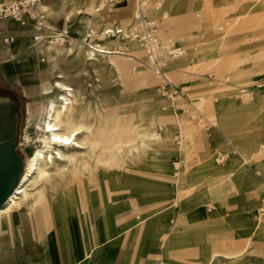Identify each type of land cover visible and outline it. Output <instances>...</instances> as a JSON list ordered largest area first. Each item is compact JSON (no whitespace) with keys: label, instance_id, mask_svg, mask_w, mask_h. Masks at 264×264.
<instances>
[{"label":"rangeland","instance_id":"rangeland-1","mask_svg":"<svg viewBox=\"0 0 264 264\" xmlns=\"http://www.w3.org/2000/svg\"><path fill=\"white\" fill-rule=\"evenodd\" d=\"M52 1L56 12L45 13L40 18L46 22V27H36V19L40 15L35 17L34 21L24 23L10 18L13 23L27 26L28 31L33 29L34 35H42L41 40L31 36V41L25 44L27 51L24 45L17 49V52L21 49L28 58H32V64L37 70V78L28 80L25 94L19 97L17 146L23 151L20 153L23 162L39 144L36 139L41 134L38 125L44 116V103L54 94H46L43 89L56 72V67L49 63L44 54L45 43L60 46L62 51L68 44H71L73 49L77 44L80 45V55L75 59L78 75L75 80H71V84L85 91L93 108L109 115L106 119V129L96 135L107 147L106 151L99 153L106 157L112 155L114 160H118L124 153H118L114 145L110 147V136L114 131L107 132V129L114 127L116 123L131 126L144 122L147 127L159 123V131L165 136L161 142L171 144L173 149L165 157L154 158L144 154L137 162L123 161L120 167H109L90 157L92 167L75 173L74 177L67 173L62 180V187H57L54 195H51L49 189L46 190L48 199L45 203L53 208L59 204V209L65 213L79 216L84 209L96 203L99 211L101 210L99 228L107 236L114 228L119 230L132 221L127 210V198L135 190L133 178L142 175L133 169V165L140 169L147 167L159 170V164L168 162L164 168L173 171V162H177L178 169L181 170L178 180L181 189L178 195L170 186V180L160 175L155 178L158 206L165 203L171 205L159 215H164L163 221L166 225L173 224L172 228L169 227L173 230L163 241L158 226L152 232L151 229L141 231L134 227L126 234L131 235L128 237L129 242L134 243L135 249H140L141 254L136 253L138 264H200L208 259L212 245L218 237L228 239L229 236L233 237L228 240L243 241L247 238L248 249L238 259L223 260V264H264V215L253 219V213H256L255 205L264 192V187L244 188L237 178L231 181L222 179L212 169H220L230 159L237 158V162L245 167L253 180L259 182L260 178L264 181V171L256 173L259 166L257 158L246 163L237 153L232 152V149H236L249 155L258 151L261 144L264 145V105L256 106L258 98L264 99V91L256 85L264 73V68L258 70L251 80L241 72L251 65L256 53L264 52V16L258 15L247 23L240 36L231 38L227 30L238 25L241 18L237 23L233 22L239 15L238 10H230L224 14L206 13L197 5L187 4L186 10L180 9V12L188 14L193 20L189 44L183 37L167 36L168 31L174 30L175 24L165 25L162 17L155 16L157 19L154 24L146 26L147 32L152 31L158 35L159 42H162L157 55L158 63L163 73L183 95L175 97L180 109L174 110L170 102L172 99L167 100L166 96L159 92L158 78L152 69L144 64V44H139L140 52H131L133 59L127 54L112 57L115 60H125V71L116 70L107 57L98 56L99 61L96 63L103 66L96 72L92 65L87 63L86 55L84 57L82 54L88 41L102 42L108 36L102 33L105 27L124 28L128 31L129 38L131 36L135 41H140L144 29L140 27V22H136L139 21L134 12L137 0H115L113 3L104 0L98 12L105 13V16L103 19H97L98 21L93 19L94 10L84 9L79 13H71L66 18L68 9L81 5L84 0H64L61 5L59 0ZM92 1L97 4L102 0ZM161 3L164 4L163 0H160ZM83 15L91 18L89 22L82 19ZM58 30L68 33L69 38L67 37V42L63 45L51 43ZM221 37L225 39L221 40ZM166 40H171L179 47L181 54L173 56L168 53V49L163 47V43H167ZM124 43L128 44L126 41ZM229 58L234 59L229 61ZM144 72L148 73V79L140 78ZM103 76L106 78L103 79ZM101 89L104 93H101ZM247 94L254 98L251 101L256 100L251 103L252 108L256 107L245 111L240 105L245 103L244 96ZM198 117L206 119V123L199 124ZM95 149L97 154V148ZM222 153L227 156L219 162ZM259 153L258 157L260 156L259 159L263 162L264 153ZM215 155H218L217 159L214 158ZM156 162L158 164H154ZM79 225L82 232V222H79ZM210 264L220 263L214 259Z\"/></svg>","mask_w":264,"mask_h":264},{"label":"bare ground","instance_id":"bare-ground-1","mask_svg":"<svg viewBox=\"0 0 264 264\" xmlns=\"http://www.w3.org/2000/svg\"><path fill=\"white\" fill-rule=\"evenodd\" d=\"M63 1L64 0H59V5H61ZM107 1L113 3L115 0ZM163 2L164 4L161 3V5L160 0H137L136 11L134 12L138 18H141L143 24L146 25L154 24L155 19H157L155 16L162 17L165 25L174 23V30L168 31L167 36H171V38L183 37L187 44L190 43L189 35L191 34L194 26L193 20H191L190 16L180 12V9L186 10L187 4L197 5L206 13L218 12L220 14H224L230 10H238L239 15L233 19V22L237 23L241 18L238 25L235 27L231 26V28L227 30L228 36L231 38L240 36L241 31L244 30L247 23L254 20L255 17L261 14L264 16V0H163ZM103 3L104 0L97 4H94L92 0H84V3L81 5L71 6L66 12L65 16L67 18L71 13H79L83 9L88 11L94 10V12H92L93 19L98 21L97 19H103L105 16V13L98 12ZM30 10L32 14L37 17L38 15H45V13H55L56 7H53L52 0H37L34 2ZM148 15L154 17H148ZM82 19L85 20V22H89L91 18L87 15H83ZM224 21L226 20H223V22ZM43 22L46 23L45 21ZM136 22H140V27H143L140 20ZM134 26L137 25L134 24ZM134 28L135 27H133V30ZM112 32L121 33L114 35L111 34ZM102 33L106 34V36L108 35L102 42L90 41V43L88 41L87 46L84 48L82 54L84 57L86 55L87 63L91 64L92 69L98 72L103 65L97 64L96 61H99L98 56H104L107 57L108 62L114 66L116 70L125 71L127 66L125 60H115L112 57L124 56L127 54L132 57H129L130 59H133L134 55L132 56L131 52H140L139 44L143 45V43H141V39H139L140 41H135L131 36L129 38L128 31L121 27H115V29L111 27H105ZM121 35H123V37H120ZM111 36L117 37L115 39L110 38ZM154 36H156L155 42L153 44L149 42V46L152 45L150 50L151 54H149L150 52L147 51L148 47L143 45L146 50L147 62L148 60L150 62L154 60V56L158 55L160 45H162V42L160 43L158 40V35L154 34ZM124 37H126L124 41H121V39L123 40ZM64 38L65 37H60V42L54 43L63 45L64 42H67V36L66 39ZM223 38L224 37H221V40H223ZM125 41L128 44H125ZM165 42L167 43H163L165 45L163 46L164 48H173V42H171V40H166ZM43 46L44 54L47 57V60L51 65L56 67L54 78H52L43 89L44 93L46 94H54L48 98L47 103H44V116L42 117L41 124L38 125V128L41 129V134H39L36 139L39 144H37L35 148L29 153L27 160L22 162L23 171L20 173L12 192L7 196L6 200L0 206V219L5 214L21 207L22 205L26 207H32L35 204L46 202L48 199L46 190L49 189L51 195H54L56 188L62 185V180L67 173H70V175L74 177L75 173L82 172L84 169H89L92 167L90 166V157H92L95 161H101L104 165H108L109 167H120L122 166L123 161L126 162L129 160L131 163H133V161L137 162V160L141 159L144 154L150 155L154 158L165 157L170 154L173 149L171 144L161 142L165 136L159 131V126L161 125L159 123L150 127H147L144 122L136 123L131 126H129V124L124 125V123H116L114 127L107 129V132L114 131V134L110 136V147L114 145L118 153H124L118 158V160H114L112 155L106 157L103 153H99L106 151L107 147L101 142L99 138H96V135L106 129V119L109 117V115H105L95 107L93 108L89 102V98L85 94V91L79 86L74 87L72 86L73 84H71V80H75L78 75L75 69V59L80 55V45L77 44V47L73 49L72 45L68 44V46H64L65 49L63 51L60 46H51L48 43H45ZM233 59L234 58H229V61H232ZM146 61L144 64L148 65V67L152 69L153 63L149 64ZM262 68H264V52H259L256 53L251 65L248 68L241 70V72L248 77L247 79L251 80L253 75ZM152 71L159 81V77L155 70L152 69ZM146 76H148V73L144 72V75L140 78L145 79ZM103 77V79L106 78L105 76ZM100 91L101 93H104L103 89ZM171 96L172 95L166 97L167 100H173V97ZM178 96L182 97L183 95L180 92ZM244 99H246L245 103L240 106L243 107L245 111L249 109L252 110L256 106L260 107L264 105V99L258 98L256 102L258 105L252 108L251 103H255L256 100L251 101L250 99L254 98L250 97V94L245 95ZM247 100L248 102H246ZM185 107H187L186 104ZM150 122L152 121L150 120ZM215 129L218 130L217 127H215ZM179 144L181 143H178V150H180ZM125 147L127 148L124 149ZM95 148H97V154ZM263 149L264 145L261 144V146L258 148V151H254L249 155L244 152H239L236 149H232V152L237 153L240 159L244 160L246 163L251 159L257 158V162L259 163L256 171L257 173L261 170L264 171V161H260V156L258 157V155H260V151L264 153ZM221 156H227V154L222 153ZM214 158L217 159L218 155H215ZM237 161V158H232L226 162L222 168L212 169L214 170L215 174H217L219 177H222V179L231 181L232 179L237 178L239 183L244 188L262 189V187H264V181H262L260 178H258L259 182L253 180L251 176H249V172H247L245 167H243ZM173 163H175L173 171L164 168L168 165V162L159 164L161 167L159 170H154L147 167H141L140 169V167L133 165V169L139 171L142 175H137L135 178H133V181H135L133 182L135 185V190L127 198V202L129 203V209L127 210L130 213L132 221L127 226H124L119 230H115V228L113 230L121 233L137 227V230L142 231L143 229H151L152 232V230L158 226L160 228L161 240L163 241L165 239L168 233L173 230L169 229V227L172 228L173 224H169V226L166 225V223L163 221L164 215L160 216L159 214L164 212L171 205L165 203L162 206H158V203L156 202L157 187L155 178L156 175H160L161 177L170 180V186L177 192L178 195L180 192L179 190L181 189L178 184L181 170L180 168L178 169L177 162ZM154 164L158 163L156 162ZM128 167H131V165H128ZM87 178H89V176ZM254 213L253 217L256 215V213ZM147 220L148 222H146ZM232 237L229 236V238ZM228 239H219L218 237L216 243L212 245L213 249L210 251L208 259L200 262V264H210V261H213L214 259H216L218 263L223 264V260H236L247 251V238L243 241L240 239Z\"/></svg>","mask_w":264,"mask_h":264},{"label":"crops","instance_id":"crops-1","mask_svg":"<svg viewBox=\"0 0 264 264\" xmlns=\"http://www.w3.org/2000/svg\"><path fill=\"white\" fill-rule=\"evenodd\" d=\"M26 28L10 18L0 19V157L4 160L17 156L23 161L17 146L19 97L25 94L28 80L37 78L32 58L21 49L17 52L35 34ZM98 208L91 204L79 216L44 202L10 211L0 219V264H138L140 249L129 242V231L103 234Z\"/></svg>","mask_w":264,"mask_h":264},{"label":"built area","instance_id":"built-area-1","mask_svg":"<svg viewBox=\"0 0 264 264\" xmlns=\"http://www.w3.org/2000/svg\"><path fill=\"white\" fill-rule=\"evenodd\" d=\"M35 1H37V0H0V19L1 18H14L15 20L21 21L22 23H24L25 21H32V20L34 21L35 15L32 14L30 8L33 6ZM27 18H30L31 20H29ZM40 18H42V16L37 17V19H36L38 22V25H36V27H40V26L46 27L47 26L46 23H44L43 20ZM139 20L141 21V24L143 26L142 28L144 29V35H142L140 38L141 42L144 41L143 44L146 47H148L147 51L150 52L152 45L149 46V42L153 44L155 42L156 36H154V33H152V31L147 32V27H146L147 25L143 24L141 18H139ZM56 33L57 34L54 36V41H52V42H60V40H59L60 37H65L64 39H66V36H67L69 38L68 33L65 30H58V32H56ZM34 38H36L37 40H39V39L41 40L42 35H38V36L34 35ZM5 40H6V38H5ZM172 46H173L172 49H168V53H170L173 56L179 55L180 54L179 47L174 46L173 43H172ZM149 54H151V52ZM147 58H148V54H147ZM147 63H149V64L153 63L152 69L155 70L156 74L159 77V85H158L159 92L163 96H166V97H168L169 95H172L171 97H173V100L169 99L171 102V106L174 110H177V109L179 110L180 106H178V102L175 100V97L180 94V90L163 73V70L161 69V66L158 63L157 55L154 56L153 61L150 62L148 60ZM256 85H257V88L264 91V73H262V75L258 79ZM239 97L242 98L241 94H239ZM250 100H252V99H250ZM198 118H199L198 122H200L199 124H205L206 123V121L203 117H198ZM263 151H264V149H263ZM220 158L221 159H219V162L223 161L226 158V156H221ZM255 211H256V215H254L255 217H259L261 215H264V192L259 197Z\"/></svg>","mask_w":264,"mask_h":264},{"label":"water","instance_id":"water-1","mask_svg":"<svg viewBox=\"0 0 264 264\" xmlns=\"http://www.w3.org/2000/svg\"><path fill=\"white\" fill-rule=\"evenodd\" d=\"M23 161L15 156L8 160L0 157V206L12 192L17 179L22 172Z\"/></svg>","mask_w":264,"mask_h":264}]
</instances>
